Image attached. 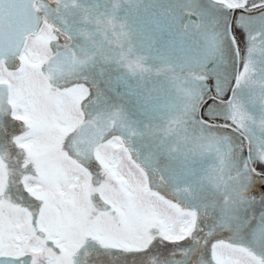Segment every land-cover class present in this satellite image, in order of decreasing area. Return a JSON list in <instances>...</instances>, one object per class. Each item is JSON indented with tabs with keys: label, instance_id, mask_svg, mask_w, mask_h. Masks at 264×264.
<instances>
[{
	"label": "rangeland",
	"instance_id": "rangeland-1",
	"mask_svg": "<svg viewBox=\"0 0 264 264\" xmlns=\"http://www.w3.org/2000/svg\"><path fill=\"white\" fill-rule=\"evenodd\" d=\"M130 1V11L137 14L133 22L139 17L138 24L146 30L155 29L159 40L154 52L145 50L132 56L133 76L138 63L145 64L141 56L146 55L162 68L203 73L209 80L164 77L166 81L156 94L143 101L144 105L151 104L149 109L145 105L148 115H163L172 123L168 129L157 121L140 130L128 116L126 104L132 103L134 92L141 88L134 87L138 83L132 79L127 101L107 107L99 101L91 110L99 116L105 135L96 150L95 162L81 161V166L73 164L60 171H54L55 167L50 169L49 181L33 191L52 207L47 216L39 218L37 226H32L30 216L20 205L11 206L2 199L1 234L17 237L16 245L2 246L1 251L13 255L25 253L34 264H78L76 261L84 264L82 259L90 253L73 251L82 242L90 220V230L98 233V242L119 250L135 247L126 244L130 239L128 221L129 226L136 225L137 232L146 231L149 243L146 247L154 240H161V251L145 264L155 261L157 264H264V95L257 88L264 87V11L255 10L264 0ZM208 6L229 7L227 20L236 11L242 19H238L245 35L239 48L242 61L238 45L230 36L228 21L218 22L214 28L183 26L185 19H189L190 24L186 25L190 26L213 18L215 13L208 11ZM141 8L146 9L142 17L138 15ZM190 18L200 20L194 22ZM140 26L132 24L131 28L140 31ZM251 39L260 43L249 55ZM5 64L21 69L18 63ZM10 77L8 74L7 78ZM37 78L43 88L45 76L39 66L33 71V80ZM14 82L24 96L36 95L53 103L52 110L37 116L35 127L23 135L31 136L35 145H46L54 152L70 149L77 122L73 116L59 113L68 101L55 103V100L63 96L72 102L78 97L84 100L87 95L83 93L88 94L86 87L69 86L67 92L60 93L61 97L56 92L48 98L43 93H47V88L36 92V83L32 91L28 86L30 81L19 85L16 77ZM251 109L259 113L256 120ZM229 125L241 128L253 145L246 146L243 137ZM20 130L16 126L13 132L18 134ZM3 134L2 128L0 139ZM61 154H54L53 161L47 162L56 166ZM250 161L261 169L257 170L259 174L251 172ZM95 165L99 167L96 173ZM0 187L5 188L1 176ZM127 195H130L128 202ZM219 200L224 206L218 208ZM133 210L142 216L138 221ZM219 214L230 222L226 230H218ZM236 216L240 217L238 222ZM101 227V232H97ZM7 229H11L10 233ZM43 232L61 234L60 238L68 245L60 247L67 246V251L48 247ZM179 241L183 243L178 245ZM87 247L93 251L90 245Z\"/></svg>",
	"mask_w": 264,
	"mask_h": 264
},
{
	"label": "flooded vegetation",
	"instance_id": "flooded-vegetation-1",
	"mask_svg": "<svg viewBox=\"0 0 264 264\" xmlns=\"http://www.w3.org/2000/svg\"><path fill=\"white\" fill-rule=\"evenodd\" d=\"M35 4L41 13L43 21L40 31L36 34L29 35L27 44L21 55L15 58H4L0 61V65L4 67L0 69V134L1 129H4V134L2 139H0V176L1 182L3 179V184L5 185L4 190H1L2 187H0V201L3 199L5 203L11 206L15 204L20 205L28 216H30L32 226H37L39 218L47 216L50 213L49 210L52 208L48 200L42 201L33 192L49 181L51 175L50 169L55 167L54 171H60L64 170L66 166L69 168L73 164L81 166V161L94 163L97 154L93 161H86L77 157L70 146L72 138L69 143L70 149H61L57 152L48 149L43 144L35 145L31 142V136L26 138V135L23 134L35 127V118L41 114H48L52 110L53 103L50 99L39 98L36 95L31 97L24 96L23 92L20 93L17 91L18 88L14 82L15 78L17 77L20 80L19 85L30 81L28 86H30L29 88L32 91L35 83L38 85L36 92L38 89L43 90V88H47V93H43L48 98L49 95H53L56 92L61 97L60 93L66 91L69 86L83 84L86 87L88 94L87 92L83 93L87 95H84L86 96L84 100L78 97L77 100L72 102V99L70 101L65 100L64 96L63 98H58L59 100H55V103H62L63 101L61 100L68 101V103L64 102L65 104L59 109V113L71 115L77 122L72 137L81 122L91 120L99 123V116L93 114L91 110L94 106L97 107L99 101L100 104L105 102L106 107L107 105H113V103L127 101V96H129L130 92V79L134 80L135 84L138 83L134 87L141 86V88L134 92L135 97L132 103H125L128 105L126 109L127 114H129L132 106L136 103L145 111L146 104L144 105L143 101L146 102L145 100L147 98L155 95L163 81H166L161 76L162 67L160 64L155 60H151L150 57L147 58L146 55L141 56V60L145 64L138 63L137 69L139 71L136 70L135 77L133 76L135 71L130 70L132 56L134 54H143L145 50H148V53L154 52L153 49L158 45L159 41L155 29L151 27L149 28L150 30H146L138 24L139 17L135 23L133 22L137 14L130 11V0H36ZM256 7H260L255 9L256 11H264V3H260ZM228 8L208 6L207 10L210 11L211 9L212 13H215L213 18L201 20L199 22L200 24L193 23L190 26L186 25L190 24L188 22L189 19H185L184 21L186 22H183V26L194 28L210 25L214 28L218 22L224 23L228 21L227 26L230 36L235 44L238 45L237 47L239 49L241 46L240 43H242L241 37L244 34H242V29H240L242 25L238 22L242 19H239L236 11V14L231 15L227 20L225 14ZM145 12L146 9L141 8L138 15L142 17ZM141 13L142 15H140ZM262 17L264 18V16ZM190 19L194 20V22L200 20L196 18ZM132 24L137 27L140 26V31L132 30ZM212 27L211 29L214 31ZM161 35L163 34L161 33ZM250 43H252V47L249 50L250 53L248 52L249 55L252 54L260 41L251 39ZM239 55L242 61L243 58L240 49ZM10 61L11 63H18L20 65L19 69H21L17 70L16 68L6 66V64L4 66V63ZM34 63L38 65H34ZM38 66L45 76V83L42 84L43 88H40L39 78L33 80V71ZM256 71L254 73L257 74ZM185 72L187 74L195 73L187 70ZM8 74H11L10 78H7ZM206 76L203 73H195V75H192L193 78H197L198 80H209ZM41 81L43 82V80ZM257 88L259 93L264 95V87L258 85ZM81 91L83 92V90ZM208 99L209 96L203 100V103ZM148 105L151 104L146 105L149 109ZM251 113L252 116H255L256 120L259 113L252 109ZM128 116L130 117V115ZM200 116L203 117L202 114ZM99 125L101 126L100 123ZM222 125L225 126V124ZM16 126L21 128L18 134L13 132ZM229 127L243 137V142L246 143V146L253 145L251 138L242 132L240 130L241 128L231 125ZM145 128L139 127L140 130ZM103 132L105 135L104 129ZM2 141L4 147L2 146ZM246 146L244 147L246 148ZM58 152L62 154L58 157L57 165L51 166L47 160L54 159V154ZM248 167L251 172L253 171L257 174L261 171L254 161H250ZM98 168V165L94 166L95 173ZM96 195H98L97 192ZM129 197L130 195H127L126 202L129 201ZM100 198L103 199L102 196ZM18 199L21 201L18 202ZM40 202H44V205L42 206ZM219 202L220 200L217 202L216 207L224 206ZM132 214L137 218L136 221L142 217L138 215V211L136 210H133ZM222 214H219L217 217L219 218V225L217 226L219 231H222V229L226 230L230 224ZM236 218H238V222L240 217L236 216ZM90 222L91 220L89 221V226L86 227L82 242L79 246H76L78 249L73 251L75 253L80 251V254H82L86 250V253H90L89 256L82 259L85 262L84 264H145L151 256H155L156 253L161 251L160 239L154 240L149 248L146 247L149 244L145 237L146 231L141 230L137 232L135 229L136 225L129 226L128 221L127 226L130 229V239L127 240L126 244L129 246L135 245V247L133 246L130 249L125 248L123 250L105 247L103 243L98 242V233L90 230ZM1 227L0 220V255H13L6 252L3 253L1 247L16 245L15 240L17 235L12 236L10 233L11 229H7L10 234L3 236L1 234ZM101 230L102 227L97 232H101ZM132 230L134 231L131 232ZM135 232L136 234L133 235ZM43 234L45 235L44 240L48 247H58L63 251H67V246L65 249L60 247L61 244L68 245L65 240L60 238L61 234L55 232L48 233V235L43 232ZM181 243L183 241L177 242L178 245H181ZM88 245L91 246L93 251L90 252L87 250ZM111 250H115V252H110ZM134 250H136V254ZM23 254L17 256L27 257L28 264H34L30 255ZM76 262L83 264L80 261ZM0 264L2 263L0 262ZM38 264L40 263L38 262ZM154 264H157L156 261Z\"/></svg>",
	"mask_w": 264,
	"mask_h": 264
},
{
	"label": "water",
	"instance_id": "water-1",
	"mask_svg": "<svg viewBox=\"0 0 264 264\" xmlns=\"http://www.w3.org/2000/svg\"><path fill=\"white\" fill-rule=\"evenodd\" d=\"M36 0H0V61L22 54L31 34L42 26V16ZM103 128L98 122L87 120L79 124L71 139L74 154L86 161L96 158V149L103 141ZM2 264H28V258L17 255H0Z\"/></svg>",
	"mask_w": 264,
	"mask_h": 264
},
{
	"label": "trees",
	"instance_id": "trees-1",
	"mask_svg": "<svg viewBox=\"0 0 264 264\" xmlns=\"http://www.w3.org/2000/svg\"><path fill=\"white\" fill-rule=\"evenodd\" d=\"M192 75H195V73L187 74L185 70H170V69H165V68H162V74H161L162 78L172 77V78L186 80V81L191 80L193 78ZM129 115L131 119L134 120L140 128H144L146 124H148L149 122L152 124H155L157 121L163 122L165 124L164 127H166L167 129L172 126V123L165 116L163 115H158L154 117L150 116L144 111V109L138 103L132 106L129 112Z\"/></svg>",
	"mask_w": 264,
	"mask_h": 264
}]
</instances>
